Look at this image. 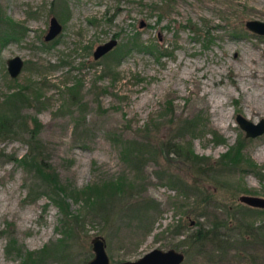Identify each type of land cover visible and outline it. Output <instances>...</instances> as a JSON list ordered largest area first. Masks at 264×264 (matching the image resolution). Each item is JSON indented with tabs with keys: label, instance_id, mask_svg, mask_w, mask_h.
I'll return each instance as SVG.
<instances>
[{
	"label": "rangeland",
	"instance_id": "obj_1",
	"mask_svg": "<svg viewBox=\"0 0 264 264\" xmlns=\"http://www.w3.org/2000/svg\"><path fill=\"white\" fill-rule=\"evenodd\" d=\"M50 16L61 28L45 40ZM248 19L264 20V0H0V112L8 93L26 97L15 104L13 133L0 139V264L45 244L43 259L25 264H85L95 234L110 263L173 248L180 264H264L263 208L239 200L264 197V131L245 136L234 119L264 120V34L246 28ZM13 55L22 66L11 77ZM32 117L30 144L58 183L71 192L103 184V198L64 195L61 214L52 181L13 159L27 149ZM240 139L253 166L215 163ZM126 140L141 145L131 155L137 171L120 157ZM159 141L186 144L212 167L169 163L152 151ZM119 176L112 192L105 183ZM218 222L215 237L191 239Z\"/></svg>",
	"mask_w": 264,
	"mask_h": 264
},
{
	"label": "trees",
	"instance_id": "obj_2",
	"mask_svg": "<svg viewBox=\"0 0 264 264\" xmlns=\"http://www.w3.org/2000/svg\"><path fill=\"white\" fill-rule=\"evenodd\" d=\"M22 97L20 96L17 98H14L13 93L10 92L8 93V95H5L4 97V102L7 105V109L4 111L0 112V139L7 137L10 133H13L12 128H11V123L13 118L16 119L17 116V109L16 107L19 105H15L18 101H20L21 99H26L25 96H23V94H21ZM25 116V115H23ZM196 118L195 117H191L190 119L185 120V126L187 128H189L190 130L194 129L196 127ZM30 121L33 122V126L28 129V134H29V139L26 140L27 142V149L25 150V152L20 156V158H15L13 157V159H15L17 162H19L20 164L24 165H31L30 169L34 170V172L36 174H40L42 177L44 178H48L50 181H52V188L55 187L57 188V190L60 192L61 197H59L58 199H53V202L58 206L60 212L62 215H65V209L67 206V203L63 200V196L64 195H68V194H78V193H83L84 197L82 196V200L84 203H94L95 202V197H101L103 198V194H104V186L103 184H101V186L96 187L95 185H86L85 187L81 188L80 190H69L66 189L64 185H61L58 183V180L55 177V173H53L50 169H49V164L43 160L41 153L39 151V148L35 151L34 149H32V145L30 144V142L32 141V139L36 136V125L38 123V121L36 120V118L32 119L30 118ZM25 124V121H24ZM7 125L9 126V128L7 127ZM14 125V124H13ZM130 141L126 140V145L123 142H120V145L123 146L122 148H119V154L120 157L122 159H124L126 161V165L129 164L131 167H133L134 171H137L138 167L136 165L132 164V157L131 155L137 152L141 151V145L140 143H132L131 145L129 144ZM125 145V146H124ZM130 145V146H129ZM242 141L237 140L235 141L234 144L230 145L224 152H222L219 155V158L217 160H215V163H220L222 165H226L229 164L231 166H237L242 162H245L246 164H248L249 166H253L254 163L249 160L248 158H245L242 153H241V148H242ZM135 146V147H134ZM29 147V148H28ZM130 148V149H129ZM153 150H159L161 152V154L166 158V160H169V163H175V158L176 157H183V158H188L195 164V166L197 167V170L200 172L203 167L206 168H211L212 165L209 163H204L205 166L203 165H199L200 160H202L203 158L199 155H196L195 153H192L191 150L189 149V147L186 144H180L177 141H159L156 145L155 149ZM171 154V157L169 155V153ZM174 157V160L173 158ZM210 165V166H209ZM208 166V167H207ZM121 176L114 178L111 181H106V185H109L111 188L112 192H115L117 190H119L120 186H121ZM199 187V186H198ZM113 189V190H112ZM243 191H248L246 188H241ZM66 190H69V192H66ZM88 191H92L89 193ZM100 192V193H99ZM210 195V192H205L204 194L200 195L198 197V199L194 200V202H192V206L193 209H196V207H198V205H201L202 202H204V200H207V197ZM90 197H94L92 201H90ZM205 203V202H204ZM192 209V208H191ZM264 211V209H263ZM218 224H220L219 222L215 224V227L211 230L207 229V230H202L201 231V225H199V227L196 229V231L192 234H190L191 239L193 237V239H196L195 241L199 240L200 237H205V236H209V237H215L216 233L219 234V231L216 230V226L219 228ZM221 225V224H220ZM61 239L58 240L57 245H60ZM50 244H45L43 245L38 251H34V256H35V263L38 260V262L40 260L43 259V255L45 254V251H49L50 250ZM53 250L56 249V247L52 248ZM19 255L21 256V261L19 262V264H25L26 263V259H31V251H24L23 255L22 253L19 252ZM34 263V264H35ZM84 264V261H83Z\"/></svg>",
	"mask_w": 264,
	"mask_h": 264
},
{
	"label": "water",
	"instance_id": "obj_3",
	"mask_svg": "<svg viewBox=\"0 0 264 264\" xmlns=\"http://www.w3.org/2000/svg\"><path fill=\"white\" fill-rule=\"evenodd\" d=\"M142 23V22H141ZM140 23V25H142ZM244 25L249 30L258 34H264V20L248 19L244 22ZM61 28L60 23L54 16H50L48 19V28L43 38L48 40L56 35ZM115 43V39L109 38L108 40L97 44L92 55L94 58L103 54ZM6 70L9 76L14 77L20 71L22 66V59L18 55H13L5 60ZM235 122L243 129L244 135L253 137L261 134L264 131V120L260 118L257 122H252L239 113L235 114ZM239 200L249 206L259 207L264 209V197L258 195L241 194ZM90 248L93 252L85 264H180L184 258L182 251L167 248H152L141 256L134 260H123L115 263H110L105 253L104 242L100 235H93L90 238Z\"/></svg>",
	"mask_w": 264,
	"mask_h": 264
},
{
	"label": "bare ground",
	"instance_id": "obj_4",
	"mask_svg": "<svg viewBox=\"0 0 264 264\" xmlns=\"http://www.w3.org/2000/svg\"><path fill=\"white\" fill-rule=\"evenodd\" d=\"M249 68H250V67H249ZM261 70H262V68H261V69H258V70L256 69L257 72H260Z\"/></svg>",
	"mask_w": 264,
	"mask_h": 264
}]
</instances>
